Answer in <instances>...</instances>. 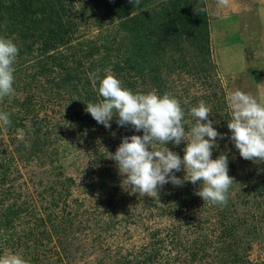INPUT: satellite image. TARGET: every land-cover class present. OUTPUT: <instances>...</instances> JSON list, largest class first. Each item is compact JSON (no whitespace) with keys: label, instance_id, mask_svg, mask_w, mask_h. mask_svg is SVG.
Segmentation results:
<instances>
[{"label":"rangeland","instance_id":"1","mask_svg":"<svg viewBox=\"0 0 264 264\" xmlns=\"http://www.w3.org/2000/svg\"><path fill=\"white\" fill-rule=\"evenodd\" d=\"M11 1L0 0V36L13 40L19 54L15 94L0 100V111L17 120L0 126V255L16 253L30 264H232V248L246 261L241 264H264V219L259 220V209L254 212L244 203L245 196L239 197L248 181L249 186L255 183L249 180L254 172L264 173V161L242 158L227 127L231 93L264 95V0H230L219 14L216 0H202L210 26L208 51L203 55L207 60L196 56L199 50L194 46H188L182 62L179 51L164 49L145 69L163 81V93L143 84L132 90L167 93L180 100L186 132L196 122L189 115L190 108L200 101L210 107L213 127L224 134L223 139L217 138L212 158L226 154L228 174L234 178L226 206L195 195L199 182L165 184L158 198L130 194L115 161L108 158L122 137L143 135L131 126H118L116 117L111 128H105L85 110L87 104L102 100L98 87L106 74H114L123 86L137 75L127 56H134L144 40L140 36L128 41L135 36L126 27L129 20L123 28L125 23L118 25L102 4L51 0L48 3L57 6L67 29L65 38L48 43L59 46L57 50L49 47L56 59L41 53L40 39L26 41L22 30L12 26L7 11ZM158 2H146L151 15L157 13ZM60 54L68 56L69 63L75 59L72 67L82 76L67 88L55 85L64 71L59 66ZM88 89L95 94L86 102ZM185 99L188 104L183 103ZM79 110L83 118L75 120L73 115ZM112 143H117L113 151ZM166 147L183 157L185 142L178 146L169 142ZM175 175L183 178L184 172ZM96 181L104 187L95 188ZM90 183L92 187L87 186ZM227 210H240L237 217L250 222L259 220V236L252 230L239 228L234 233L230 229L234 236L230 246L222 244V231L235 225V217L222 218ZM76 212L82 216L69 224L68 218Z\"/></svg>","mask_w":264,"mask_h":264},{"label":"clouds","instance_id":"2","mask_svg":"<svg viewBox=\"0 0 264 264\" xmlns=\"http://www.w3.org/2000/svg\"><path fill=\"white\" fill-rule=\"evenodd\" d=\"M132 2L138 4L139 0ZM229 5L230 0H216L218 14ZM200 11L206 12L207 8ZM18 54L19 48L13 40L0 36V100L15 94L13 84ZM98 94L102 100L87 104L85 109L98 124L111 128L110 122L116 117L118 126H131L136 132H143V135L122 137L115 153L108 156L115 161L123 177L122 183L128 185L130 194L158 198L159 189L165 184L183 186L185 181L193 185L199 182L195 195L213 205H227L234 178L228 174L226 154L212 158L217 138L223 139L224 134L213 127L209 119L211 109L204 101L190 108L189 115L196 122L186 132L181 101L167 93H134L114 74L108 73L99 82ZM227 102L231 110L227 127L240 156L254 162L264 161V95L257 97L237 90L227 97ZM183 103L188 104L189 100ZM10 125L9 114L0 111V126ZM182 141L185 142L182 158L166 147L169 142L178 146ZM157 144L163 147L157 148ZM181 170L183 178L175 175ZM0 264L30 262L9 252L0 255Z\"/></svg>","mask_w":264,"mask_h":264},{"label":"trees","instance_id":"3","mask_svg":"<svg viewBox=\"0 0 264 264\" xmlns=\"http://www.w3.org/2000/svg\"><path fill=\"white\" fill-rule=\"evenodd\" d=\"M89 1L102 4V7L107 9L106 13L109 14L110 17L114 16L113 18L119 21L118 25H123L125 23L123 28L127 25V21L129 20L131 24L126 27L132 28V34L135 36H132V38L130 37L128 41H132L134 38L138 39L140 36L143 37L144 43L140 44L138 51L135 50L137 53L134 56H127V63L131 64L132 67L137 70L136 77L133 80L127 79V82L125 83V86H128L129 89L134 90L133 88L143 84L147 87L150 85L155 86L158 91L160 89V93H163V89L160 87L163 81L158 80L156 77H151L153 73L149 70L146 71L145 69L147 64H150V60L159 57L164 49L179 51V60L181 59L182 62L183 57L187 54L188 46H194L199 50L198 54L195 53L196 56L207 60L203 55L208 51L207 46L210 41V26L207 11H200L201 8H206V3L202 0H159L158 5H155V7L158 8L159 12L161 11L160 15H158V11L155 15H151V8L146 4L148 0H139L138 4L133 3L132 0H85V2L88 3ZM48 2H51V0H12L10 5L7 6V11H10V23L12 26H16L18 30H22V35H24L22 37H26V41L30 39L37 41L40 39L42 46L41 53L45 56L56 58L53 53L50 54L49 52L52 49L57 50L59 46H49L48 43L51 41L59 42L57 39L61 40L62 38H65L67 29L63 28L66 22L63 20L62 15L59 14L57 6H54V3ZM40 8L44 9L41 14L40 11L36 12ZM67 11L68 9H65L64 14L67 13ZM131 12H133V15H131ZM69 23L71 24V20ZM60 27L62 29H60ZM18 30L14 31L17 32ZM126 46L127 44H125V48ZM31 47L33 48L31 44L28 45V48ZM49 47L53 48L50 49ZM32 48L29 51H31ZM76 52L77 51H74L75 55ZM59 58L62 59L59 66L62 67L64 71L55 85L67 88L74 83H78V81L82 79V76H79L80 73H77L72 67L75 59L72 63H69V57L66 55L60 54ZM93 63L95 62L93 61ZM123 69L125 68H121L120 70L122 71ZM90 70H92V67ZM82 72H84V70H82ZM86 92L89 94L86 98V102L91 99L93 100L95 91H93L94 94L89 89L86 90ZM13 117V114L9 115L11 124L16 122L14 119L17 120L16 117ZM81 117L82 112H80V110L75 111L73 118L78 120L81 119ZM21 127H23L22 124ZM112 142H114V140H112ZM116 145L117 143H112L110 145L112 146V151ZM104 151L106 152V150ZM254 174L256 175V172H254ZM101 175L102 174H100L99 179L103 178ZM255 175L249 178V180H252L253 182L255 181V183L252 186H249L252 183L248 181V187L243 190V193L239 194V197L242 199L245 196L246 201H244V203L246 205L250 204V210L255 212L259 209V214L261 213L260 220L264 219V173ZM257 178L259 179L257 180ZM93 183L95 184V188H98V186L100 188L104 187L99 185L100 182L97 185V181ZM87 186L92 187L93 184L90 183ZM62 193L63 192H60L61 196L63 195ZM254 212L251 216L252 219H254L253 216L256 215ZM16 213L17 211L15 214ZM224 214L225 215L222 216L224 219L228 215L235 217V225H227L229 228L226 226L225 230L222 231V244H228V247L230 246L231 237L234 238L230 229H233L234 233H236L239 228H241L242 231L252 230L256 233L257 237L259 236V220L254 219L255 222H250L251 219L237 217V215L242 214L240 210H227V213ZM68 215H72V213H68ZM80 216L82 215H78L77 212L73 213V215L68 218L70 222L69 224H71V222L75 224L77 218ZM83 216L85 217L86 214L84 213ZM87 220H89V218ZM232 242L235 243V239H233ZM236 245L237 249H239V243L236 242ZM238 251L239 250H234L232 248L230 250V254H232L231 256L234 257V260L231 262L232 264L246 262L243 258H239Z\"/></svg>","mask_w":264,"mask_h":264}]
</instances>
